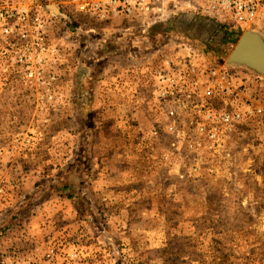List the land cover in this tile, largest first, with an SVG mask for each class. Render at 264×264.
<instances>
[{
	"label": "rangeland",
	"instance_id": "obj_1",
	"mask_svg": "<svg viewBox=\"0 0 264 264\" xmlns=\"http://www.w3.org/2000/svg\"><path fill=\"white\" fill-rule=\"evenodd\" d=\"M76 3L0 0V256L264 264V77L226 63L244 32L264 38V27L228 25L235 42L208 46L187 24L216 20L193 10L98 22ZM192 49L235 73L260 113L228 129L154 105L143 71Z\"/></svg>",
	"mask_w": 264,
	"mask_h": 264
},
{
	"label": "built area",
	"instance_id": "obj_2",
	"mask_svg": "<svg viewBox=\"0 0 264 264\" xmlns=\"http://www.w3.org/2000/svg\"><path fill=\"white\" fill-rule=\"evenodd\" d=\"M177 7L187 11L193 10L198 15L215 19L222 26L264 27V0H77L76 3L79 13L90 16L98 22L117 17H140L143 22L149 23ZM219 9L230 12L231 19L226 22L220 21V17L216 14ZM34 38L38 41L36 45L43 50L47 48L43 46L42 36L35 34ZM201 59L192 49L177 53L173 57L165 56L160 64L142 70L145 82L151 76L156 84V88L152 91L154 105L165 108L171 104L181 111H191L195 115L202 116L206 122L218 123L228 129L233 124L260 113L259 109L244 102L243 84L234 78L235 73L216 69L206 62L200 63ZM27 69L30 70V67L27 66ZM31 75L30 71L29 76ZM217 105L220 107L218 108ZM199 121L202 120L197 118L194 123L197 124L198 133L202 134L205 127ZM207 136L214 139L216 127ZM2 196L3 186L0 185V206ZM55 251L50 249L45 254L46 261H51ZM18 254L0 256V264H32L33 259L30 256L27 255L22 260ZM65 255L64 253V258Z\"/></svg>",
	"mask_w": 264,
	"mask_h": 264
},
{
	"label": "water",
	"instance_id": "obj_3",
	"mask_svg": "<svg viewBox=\"0 0 264 264\" xmlns=\"http://www.w3.org/2000/svg\"><path fill=\"white\" fill-rule=\"evenodd\" d=\"M226 63L244 67L264 77L263 36L253 30L244 32L228 56Z\"/></svg>",
	"mask_w": 264,
	"mask_h": 264
},
{
	"label": "trees",
	"instance_id": "obj_4",
	"mask_svg": "<svg viewBox=\"0 0 264 264\" xmlns=\"http://www.w3.org/2000/svg\"><path fill=\"white\" fill-rule=\"evenodd\" d=\"M174 24H177V26L179 25L177 21H173L172 23L167 22L166 25H172L174 30H178L177 26L175 27ZM187 26H192V28L189 29V32L192 31L196 40L204 45L210 46L214 43L227 44L235 42L236 40L233 36L234 33L226 26L219 25L215 21L205 17H196L195 19L190 20Z\"/></svg>",
	"mask_w": 264,
	"mask_h": 264
},
{
	"label": "crops",
	"instance_id": "obj_5",
	"mask_svg": "<svg viewBox=\"0 0 264 264\" xmlns=\"http://www.w3.org/2000/svg\"><path fill=\"white\" fill-rule=\"evenodd\" d=\"M38 194V193H37ZM32 197H33V199H34V197H35V194H32Z\"/></svg>",
	"mask_w": 264,
	"mask_h": 264
}]
</instances>
